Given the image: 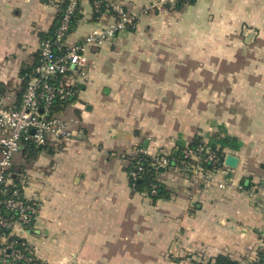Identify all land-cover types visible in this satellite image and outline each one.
Segmentation results:
<instances>
[{"label":"crops","instance_id":"crops-1","mask_svg":"<svg viewBox=\"0 0 264 264\" xmlns=\"http://www.w3.org/2000/svg\"><path fill=\"white\" fill-rule=\"evenodd\" d=\"M122 1L138 14L134 27L88 53L86 80L66 77L76 94L60 114L76 121L74 138L42 146L35 159L25 147L15 157L13 178L40 205L31 228L16 227L19 236L44 264H206L219 255L257 264L264 254V53L253 51L258 62L237 68L221 61L247 56L226 29H263L264 0H206L221 3L210 15L222 18L211 20L208 5L200 13L197 2L144 14L155 0ZM57 12L47 0H0V94L9 103L19 102L22 69L35 61L40 33ZM94 15L85 0L70 42L114 19L109 11ZM196 137L218 148L227 141L225 156H237L238 165H222L209 181L165 169L168 198L131 185V157L174 153Z\"/></svg>","mask_w":264,"mask_h":264},{"label":"built area","instance_id":"built-area-1","mask_svg":"<svg viewBox=\"0 0 264 264\" xmlns=\"http://www.w3.org/2000/svg\"><path fill=\"white\" fill-rule=\"evenodd\" d=\"M62 12V17L54 36L40 41L39 61L29 76L20 102L9 103L0 94V264H40L43 261L34 249L24 240L19 242L20 227L23 232L31 228L39 213V203L28 198L24 193V183L12 176L16 155L25 143L36 146L70 141L75 135V123L62 114L54 111L55 103L75 96L76 91L65 85L66 77L76 79L88 78V53L93 48L115 38L123 31L132 29L138 14L132 12L122 0H88L94 13L112 12V22L98 26L87 32L76 42L69 41L72 20L77 11H82L85 0H47ZM177 0H155L143 13L161 10ZM63 78L61 86L54 80ZM144 152V151H143ZM183 157L157 154L155 165L166 167L171 160L177 161V171L185 178L198 177L201 181H209L222 165L220 157L212 147L202 144L195 148L184 147ZM173 156V157H172ZM172 157V158H171ZM219 168L207 167L206 163H218ZM143 167L136 172L129 171L132 178L138 177ZM156 191H153L155 194ZM15 238H12L14 237ZM258 263L264 264V254L258 257Z\"/></svg>","mask_w":264,"mask_h":264},{"label":"trees","instance_id":"trees-1","mask_svg":"<svg viewBox=\"0 0 264 264\" xmlns=\"http://www.w3.org/2000/svg\"><path fill=\"white\" fill-rule=\"evenodd\" d=\"M194 2H195V0H177L175 5H174V8L180 10L184 5L193 4ZM94 16H95V19H97L101 15H100V13H95ZM61 17H62V12L58 11L57 16L55 18V21L52 24L51 28L47 32H41L40 33V41L53 38L54 32L60 23ZM80 18H81V12L77 11V13L75 14V16L72 20L71 31H73L77 27ZM39 54H40V51L38 50L35 54V61L31 65L26 66L22 69L21 79H22V82L24 85L22 94L24 92L26 82L28 81L29 76L32 75L34 68L38 64ZM64 81L65 80L63 78L58 77L54 80V83L56 86L57 85L61 86L64 83ZM22 94L20 96V99L22 97ZM71 99L73 100L74 98H68L64 101L56 102L55 107H54V111H56L58 113H62V111L65 109L66 105L68 104V102H70ZM19 102H20V100H19ZM221 142L224 144L218 148V147H216V145L211 146V145H209V143L204 142V140L201 137H196L188 146L195 148L199 145L206 144V145L212 147V149L215 150L217 152V155L220 157L219 162H221V164H222L223 161L225 160V152L223 151L222 148L226 146L227 141H221ZM42 146H46V145L36 146L35 144L29 143V142L25 143V145H24L25 150L30 152V155H32L34 158L43 149ZM185 147H187V146H185ZM183 148L184 147L182 145H180L173 151L174 153H172V152L171 153H165L164 152V153H159V154H161V155H165V154L171 155L172 154V155H175L174 157L176 159H181L183 157V155H182V149ZM154 162H155L154 157L152 155L146 153V152H139L136 156L131 157L130 158V164L128 166V172L129 171L136 172L138 170V167H140V166L144 168V170L142 172H140V171L138 172V177L132 178L130 176L131 185L136 190H138L140 192H147L148 194L152 195L154 199L168 198L171 195V191L166 187L165 183L161 180V175L163 174L164 171L161 170V167H158L157 165H155ZM219 162L214 163V164L213 163H206V165H207V167L216 169V168H219V166H220ZM175 165H177V161L172 159L170 164L166 167V169H170V168L174 167ZM154 190L156 191L155 194H153ZM12 238H15V236ZM18 241L23 242L24 239L18 238ZM40 264H44V263H40ZM206 264H237V262L232 261L226 255H219L215 258V261H208ZM257 264H259V263H257Z\"/></svg>","mask_w":264,"mask_h":264},{"label":"rangeland","instance_id":"rangeland-1","mask_svg":"<svg viewBox=\"0 0 264 264\" xmlns=\"http://www.w3.org/2000/svg\"><path fill=\"white\" fill-rule=\"evenodd\" d=\"M197 2V3H196ZM214 2V3H213ZM197 4V6H199L200 8H197V11L202 13V11H204L203 9L205 8V5H208V15L207 19L211 20L213 18H216L217 16H220L219 18L221 19L223 14L221 12H215L214 14L210 15V7L212 8V4L216 5H221L220 2L218 1H206V0H195V2ZM182 9V8H181ZM180 9V10H181ZM192 11V10H191ZM191 13V12H188ZM257 15H261L259 12L257 13ZM201 18L203 16H200ZM206 20L205 18H202L200 21H204ZM205 24H198L196 23V28H202V26ZM228 31V33L226 34V38H228L230 41H232L233 43H237V48L241 49V54L242 55H247V56H243L242 58H237L236 60L233 61H221V63H225V67L226 68H231V67H242L245 66L246 64H255L256 62H258V60L250 57V53H252L253 51H257L259 53H264V28L263 29H259L257 30L255 27H251V26H244L243 24H238L237 26H234L233 28H228L226 29ZM197 33H195L196 35ZM197 36V35H196ZM241 40H243L244 44L241 42ZM244 47V49H242ZM228 50V49H227ZM231 51H238L235 48H231L229 49ZM263 60L260 61V63ZM218 62V61H216ZM216 62H212L211 66L214 67L215 64H218ZM264 63V61H263ZM78 128L76 127L75 132L77 133ZM80 130V129H79ZM81 130H83V128H81ZM27 154V153H26ZM24 158H26V155L24 156ZM35 159V158H34ZM33 159V160H34ZM28 160V159H27ZM21 173H23L24 175L27 174V168L22 167L21 168Z\"/></svg>","mask_w":264,"mask_h":264},{"label":"water","instance_id":"water-1","mask_svg":"<svg viewBox=\"0 0 264 264\" xmlns=\"http://www.w3.org/2000/svg\"><path fill=\"white\" fill-rule=\"evenodd\" d=\"M238 162H239V158L237 156H235V155L227 154L225 156L224 163H225V165H227L229 167L235 168L238 165ZM161 170L164 171L165 168L161 167Z\"/></svg>","mask_w":264,"mask_h":264}]
</instances>
